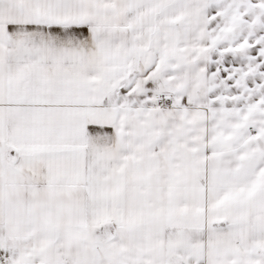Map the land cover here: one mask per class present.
<instances>
[{
  "label": "snow or ice",
  "instance_id": "obj_1",
  "mask_svg": "<svg viewBox=\"0 0 264 264\" xmlns=\"http://www.w3.org/2000/svg\"><path fill=\"white\" fill-rule=\"evenodd\" d=\"M0 264H264V0H0Z\"/></svg>",
  "mask_w": 264,
  "mask_h": 264
}]
</instances>
